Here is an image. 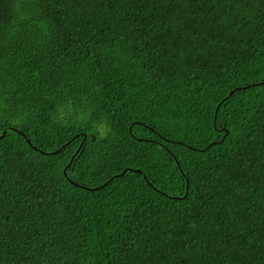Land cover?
Segmentation results:
<instances>
[{
	"label": "trees",
	"instance_id": "obj_1",
	"mask_svg": "<svg viewBox=\"0 0 264 264\" xmlns=\"http://www.w3.org/2000/svg\"><path fill=\"white\" fill-rule=\"evenodd\" d=\"M0 135V264H264V0H0Z\"/></svg>",
	"mask_w": 264,
	"mask_h": 264
},
{
	"label": "water",
	"instance_id": "obj_2",
	"mask_svg": "<svg viewBox=\"0 0 264 264\" xmlns=\"http://www.w3.org/2000/svg\"><path fill=\"white\" fill-rule=\"evenodd\" d=\"M236 88H242V87H236ZM235 88V89H236ZM235 89H232L230 92H229V94H231ZM218 107H219V104L216 106V110L218 109ZM3 134H5V130L3 131V133H2V135ZM2 135H0V137L2 136ZM28 141H29V139H27ZM72 161V159L70 160V162ZM68 165H70V164H68ZM138 170V169H137ZM123 173V172H122ZM88 188V187H87Z\"/></svg>",
	"mask_w": 264,
	"mask_h": 264
},
{
	"label": "clouds",
	"instance_id": "obj_3",
	"mask_svg": "<svg viewBox=\"0 0 264 264\" xmlns=\"http://www.w3.org/2000/svg\"><path fill=\"white\" fill-rule=\"evenodd\" d=\"M103 126H104L105 128H107L108 131H111V129H110V127L107 125V123H105ZM106 135H107V133H102V136H106Z\"/></svg>",
	"mask_w": 264,
	"mask_h": 264
}]
</instances>
